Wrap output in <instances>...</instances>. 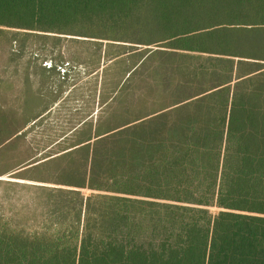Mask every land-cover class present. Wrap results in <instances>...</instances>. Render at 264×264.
Masks as SVG:
<instances>
[{
    "label": "trees",
    "instance_id": "1",
    "mask_svg": "<svg viewBox=\"0 0 264 264\" xmlns=\"http://www.w3.org/2000/svg\"><path fill=\"white\" fill-rule=\"evenodd\" d=\"M3 28L154 45L159 58L146 111L30 166L59 163L70 179L53 182L68 188L7 182L36 196L30 220L59 228L0 231L1 259L264 264V0H0Z\"/></svg>",
    "mask_w": 264,
    "mask_h": 264
},
{
    "label": "rangeland",
    "instance_id": "2",
    "mask_svg": "<svg viewBox=\"0 0 264 264\" xmlns=\"http://www.w3.org/2000/svg\"><path fill=\"white\" fill-rule=\"evenodd\" d=\"M1 31L0 141L13 128L17 137L0 146V231L57 229L43 216L30 220L32 213L41 212L36 196L7 182L68 188L53 182L70 179L59 163L30 166L130 119L134 114L128 111H146V81L159 58L150 52L158 46L16 28ZM71 158L81 173L83 154ZM63 160L60 165H66L67 158Z\"/></svg>",
    "mask_w": 264,
    "mask_h": 264
},
{
    "label": "crops",
    "instance_id": "3",
    "mask_svg": "<svg viewBox=\"0 0 264 264\" xmlns=\"http://www.w3.org/2000/svg\"><path fill=\"white\" fill-rule=\"evenodd\" d=\"M261 70H259V71H261ZM0 264H33V263H30V262L24 263L23 261H16V260L15 261H8V260L0 258Z\"/></svg>",
    "mask_w": 264,
    "mask_h": 264
}]
</instances>
